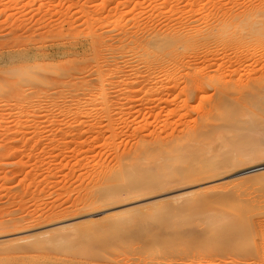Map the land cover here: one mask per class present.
I'll return each instance as SVG.
<instances>
[{"label":"rangeland","instance_id":"obj_1","mask_svg":"<svg viewBox=\"0 0 264 264\" xmlns=\"http://www.w3.org/2000/svg\"><path fill=\"white\" fill-rule=\"evenodd\" d=\"M216 2L226 9L234 7L232 11L236 14L254 5L264 11V0H0V264H264V180L259 176L253 178L259 172L247 173L263 167L264 162L249 160L239 163L237 168H220L213 175L205 174L207 168L221 167L227 158H223L225 155L235 161L242 159L236 157H241L237 139L244 136L242 127L249 121L251 110L258 119L264 118V110L252 107L250 113L242 109L235 111V115L227 113L232 103L219 105V111L224 107L227 110L224 114L227 119L233 116L239 119L219 120L216 112L212 120L214 129L210 130L213 145L206 163H174L175 172L186 169L181 174L170 175L158 160L163 155L151 149L168 146L167 150L173 152V147L179 145L176 152L186 145L188 141L183 131L201 124V107L208 103L210 95H215L214 89L206 87V95L201 94L207 97V102L204 98H196V101L192 95L189 110H180L183 99L175 95L169 104L175 103V107H170L176 109L173 112L163 105H151L153 111L143 108L145 112L142 109L139 113L136 107L130 112L129 106H123L131 104L122 94L129 79L136 78L137 72L146 75L152 71L138 60L136 53L141 56L142 52H135V40L146 42L153 35L173 31L177 35L184 28L193 34L205 33L206 22L211 23L212 19L204 22L203 18L216 11ZM125 15L124 24L113 23L114 20L120 22ZM193 15L196 20L189 18ZM87 31L94 35L90 36ZM99 42L103 47L96 61L92 50ZM217 50L213 49L217 63L207 68L216 81L234 71V80H247L253 75L263 78L264 53L261 50L256 57L239 62L234 59H237L234 50L224 53ZM97 65L102 66V70ZM41 66L47 70L42 71ZM97 71L103 72L104 82L109 85L107 92L111 104L115 105L113 108L123 103L118 109L126 112L121 118L120 114L116 115L119 119L114 117L115 136L107 126V115L99 109V89L94 91L96 97L86 88L82 90L83 84L97 81ZM195 71H199V67L192 66L191 70L180 72L179 77L186 73L195 75ZM56 77L67 83L74 77L78 91L71 93L65 89V93L56 94L59 88L52 84ZM169 77L157 75L161 83L154 89V84L143 87L145 89H140L135 99L143 103L153 99L144 94L167 87V83L162 82ZM180 80L183 87L184 77ZM45 82L48 87L53 86L48 92L44 90ZM261 96L264 102V93ZM91 100L94 103L91 104ZM238 120L243 123L239 124ZM74 127L77 131H73ZM214 134L220 137L212 138ZM174 141L175 144L168 145ZM139 152H147L146 159L133 157ZM134 161L136 171L129 169ZM126 170L125 175L133 172L145 180L149 172L156 170L162 172L163 177L147 179L150 183L145 190L138 188V192L131 194L130 178L120 177ZM219 172L225 174H216ZM232 176L242 177L239 185L235 183L236 187ZM189 177L193 179L189 181ZM206 186H211V190H206L205 195L195 194ZM116 194L123 197L115 198ZM92 203L98 206L91 208ZM224 216L229 217L218 224V230L202 238L200 232L207 231L215 218L225 219ZM235 219L236 229L243 234L235 236L230 243L219 228ZM173 236L171 247L166 248L165 240Z\"/></svg>","mask_w":264,"mask_h":264},{"label":"bare ground","instance_id":"obj_2","mask_svg":"<svg viewBox=\"0 0 264 264\" xmlns=\"http://www.w3.org/2000/svg\"><path fill=\"white\" fill-rule=\"evenodd\" d=\"M198 1V0H196ZM221 1V0H220ZM233 1V0H232ZM235 1V0H234ZM181 2V1H180ZM188 2V1H187ZM229 2V1H227ZM262 2V1H261ZM191 3V2H190ZM217 3V2H216ZM231 3V2H230ZM199 4V3H198ZM193 5V4H192ZM218 5V6H216ZM215 6L217 7L215 10V12L213 14H209V16H205L203 18V21L206 22V20L209 18L210 21L212 19V22L211 23H208V20L206 22V27H207V31L205 33L203 32H198L197 34H193L191 32H189L187 30V28L183 29V31H181V33L175 35L174 31L173 32H170V33H166L165 35H160V36H152L151 39H148L146 40V42H141L142 38L140 39L141 41H136L135 39V52H142L141 56L137 54V58L138 60L142 63V64H145V66L149 69V70H152L151 72L149 73H146V75L137 72L136 74V78H134L133 80L129 79L130 82L128 84H125L126 85V89L123 90V87H122V90L124 91V93L122 92L123 96L125 99H127V101L131 104H127L126 105H123L124 107L125 106H129L127 107L130 112L131 110L133 111L136 107V109L138 110L137 113L141 112V110L144 108L146 109H149L150 110L152 109L151 105H154V107H162L163 105V108L166 107L167 108H170L171 106L173 107V105H169L171 104L170 103V100L174 97L172 96H176L177 98H182L183 100L181 101V105L179 106L180 110H183V109H188V103L190 100H193L191 99L192 95L195 96V100L196 98H201V100H203L202 98H204V101L207 102V100L209 99L208 103L205 104L204 106H202L203 104V101L200 102V106L201 107V111L202 112V122L201 124L197 127V128H194V129H190V127L186 128L183 132H185L186 135H184V137L186 136L187 137V141L188 143L182 147H180V149H178L176 152H175V148L176 145H175V148L173 147L174 151L172 152L170 149L167 150V143L165 144L167 147H165L166 149H162V147H159L157 146V148H155L152 152H155L158 151L157 153H161L163 156L159 157V161L161 162V164H163L166 168L165 171L169 172V174H173V173H177L175 172V168L173 169L172 167V164L174 163H190L192 161H196L198 163H203L205 162V159H207V155L210 156V152H211V146L213 145V140H211V131L214 129L213 125H212V120H214V114L216 112H218V118L219 120H226L227 116L226 115V111L227 110H224L225 107L223 108V110H218L219 108H221L219 105L225 103V102H230L226 105H229L232 103V107L229 106L227 107L228 112H233V114H237L236 112H238L239 110H242V109H246L248 112H249V109L252 108V107H256L258 108L257 110H264V102L263 101V98H262V93H264V76L263 78H260V76H256V77H249L247 78V80H243V79H238V80H234L233 79V76H234V72H232L230 75H227L226 74V77H222L220 79H218V81H216L217 79L215 78V76L213 75H209V73L207 72V68L208 67H211L214 65V63H217V62H214V57H217L216 55L214 56V53H213V49H221L223 50V53L224 52H227V50H234V55L236 58L235 61H242V60H250L254 57L257 56V53L259 52L258 50H261L262 53H264V11H262L263 9L259 10L258 7L252 8V9H246L244 11H242L241 13H234L233 8L232 10L231 9H226V8H223V4H220V3H217ZM221 5V6H219ZM226 5H229V4H225L224 6ZM197 6V5H196ZM214 6V7H215ZM237 6V5H236ZM252 6V5H251ZM190 7V5H189ZM231 7V6H230ZM195 10V9H194ZM193 10V11H194ZM196 13V12H195ZM198 13V12H197ZM193 14V13H192ZM196 16V15H195ZM194 15L189 18L191 19H195ZM194 17V18H193ZM198 17V16H197ZM199 18V17H198ZM127 19L126 15L123 16L119 21L120 22H117L116 20L113 21V23H123L125 22V20ZM196 20V19H195ZM189 21V20H187ZM191 21V20H190ZM194 20H192L193 22ZM201 21V20H200ZM112 22V20H111ZM195 22V21H194ZM190 23V22H189ZM208 23V24H207ZM124 24V23H123ZM191 25V24H190ZM184 26V25H183ZM90 27V26H89ZM92 27V26H91ZM116 27V26H115ZM122 27V26H121ZM186 27V26H184ZM188 27V26H187ZM93 28V27H92ZM122 29V28H121ZM88 30H90V28H88ZM125 31V29L123 30L122 29V32ZM54 32V31H53ZM88 32V31H87ZM92 35H94V32H88ZM121 33V32H120ZM63 34V33H62ZM124 34H128L127 32H124ZM127 35V36H128ZM157 35V34H156ZM131 36V35H130ZM63 37V36H62ZM96 37V36H95ZM136 37V36H135ZM143 37V36H142ZM147 37V36H146ZM67 39V38H66ZM138 39V38H137ZM144 39V38H143ZM64 40V39H63ZM57 42V41H56ZM133 42V41H132ZM103 43L99 42L96 46L93 45V49L92 50L94 52V56H92L94 58V60L98 61V57L100 56L101 54V47H103L102 45ZM133 44V43H132ZM129 45V44H128ZM127 45V46H128ZM114 46V45H113ZM133 46V47H134ZM46 47V46H45ZM91 47V46H90ZM119 47V46H118ZM132 47V46H131ZM132 47V48H133ZM216 47V48H215ZM114 48V47H113ZM137 48V49H136ZM106 49V48H105ZM110 49V48H109ZM134 50V49H132ZM217 50V51H218ZM219 50V51H221ZM103 51V50H102ZM117 51V50H116ZM126 51V49H125ZM260 51V52H261ZM114 52V51H113ZM129 52V51H128ZM222 52V51H221ZM107 54V53H106ZM221 54V53H219ZM228 54V53H227ZM226 54V55H227ZM139 55V56H138ZM263 55V54H262ZM261 55V56H262ZM136 56V55H135ZM219 56V55H218ZM225 56V55H224ZM264 56V55H263ZM97 57V58H96ZM226 58H228L227 56H225ZM232 57V56H231ZM230 57V58H231ZM44 58V57H43ZM104 58V57H103ZM136 58V57H135ZM136 58V59H137ZM263 58V57H262ZM92 59V58H91ZM91 62H93V60H91ZM101 59V58H100ZM217 59V58H216ZM215 59V61H216ZM224 59V57L222 58ZM233 59V60H234ZM239 59V60H238ZM257 59V58H256ZM260 59V58H259ZM76 60V59H75ZM104 60V59H103ZM222 61V60H221ZM262 61V60H261ZM264 61V59H263ZM95 62V61H94ZM137 62V60H136ZM220 62V61H219ZM98 63V62H97ZM132 63V62H130ZM115 64V63H114ZM141 64V65H142ZM199 64H201L202 66H199ZM41 65V64H40ZM62 65V64H61ZM140 65V66H141ZM203 65H207L206 67L203 66ZM219 65V64H218ZM217 65V66H218ZM255 65V64H254ZM263 65V64H262ZM55 66V65H54ZM98 66V65H97ZM130 66V65H129ZM133 66V65H132ZM138 66V65H137ZM143 66V65H142ZM141 66V67H142ZM192 66H195V67H199V71H195L197 72V74L195 75H188L187 73L184 74V76L182 75V77H184V85L183 87L180 86V79H182V77L180 78L179 75L181 74L180 72L182 71H186L188 69L191 70ZM237 66V65H236ZM38 67V66H37ZM99 67V66H98ZM98 67H96L98 69ZM116 67V66H115ZM140 67V68H141ZM229 67H232L229 65ZM40 68H42V71L45 72V70L47 69H44V66H41ZM72 68V67H71ZM100 68V67H99ZM102 68V66H101ZM100 68V70H102ZM117 68V67H116ZM115 68V69H116ZM44 69V70H43ZM69 69V68H68ZM74 69V68H73ZM79 69V68H78ZM131 69V68H130ZM137 69V68H136ZM147 69V70H148ZM235 69V68H234ZM264 69V68H263ZM49 70V69H48ZM109 70H113L112 68ZM133 70V69H132ZM138 70V69H137ZM136 70V71H137ZM140 70V69H139ZM138 70V71H139ZM143 70V69H142ZM210 70V69H209ZM223 70V68L221 69ZM216 71V70H215ZM229 71V70H228ZM238 71V70H237ZM264 71V70H263ZM70 71H68V74H69ZM73 72V70H72ZM71 72V73H72ZM105 72V71H104ZM107 72V71H106ZM109 72V71H108ZM115 72V70H114ZM130 72V71H128ZM127 72V73H128ZM134 71H132L133 73ZM141 72V70H140ZM226 72V71H225ZM244 72V71H243ZM251 72V71H250ZM261 72V71H260ZM32 73V72H31ZM136 73V72H135ZM216 73V72H215ZM228 73V72H227ZM257 73V70L256 72ZM67 74V75H68ZM82 74V73H81ZM110 74H111V71H110ZM108 74V75H110ZM113 74V72H112ZM159 74H167L168 76L170 75L169 77V80H165L166 82H162V83H167V87H164V88H161V89H157L156 91H152L151 93L148 92V94H144V95H151L153 96L154 98L151 99V100H148L147 102L143 103V100L141 101V99H135L137 98V93L138 91H140V89H145L146 86L150 85V84H154L155 86L153 87V89L158 86L161 82L160 81H157V75ZM233 74V76H232ZM254 74V72L252 73ZM260 74V73H259ZM61 76H63L62 74H60ZM60 75H56V76H60ZM66 75V76H67ZM96 75H98L97 77V81L96 82H88V83H85L82 85V90L83 88L86 90H89V93L90 91L93 92L92 95L94 94V91L98 90L100 91V97L101 99L98 100L99 103L98 105L100 106L99 109H101V111H104L105 115H107L108 119L107 120V123L109 126L108 128L111 129V132L113 131L114 127L112 128V125L114 124V121L115 119L117 118L116 115L120 114V118L123 114L124 111H122L121 109H118L119 107L122 106V104L120 103L121 106H119L118 108H113L115 105H112L111 104V101L109 99V96H108V83H105L104 82V75H103V72L102 71H97ZM114 76L116 75L115 73L113 74ZM125 75V74H124ZM128 75H131V74H128ZM133 75V74H132ZM60 76V77H61ZM74 76V75H72ZM134 76V75H133ZM236 76V75H235ZM246 76V75H245ZM44 77V75H43ZM59 77V78H60ZM64 77V76H63ZM106 77V75H105ZM124 77V76H123ZM128 77V76H127ZM240 77V76H239ZM247 77V76H246ZM262 77V76H261ZM34 78V77H33ZM42 78V77H41ZM48 78V77H47ZM58 77H56L55 79H52L53 81V86H57V88H59V91L58 93L56 94H62L65 89L68 90L69 92L71 93H74L73 91H76L77 89V84L76 82L74 83V77L72 78L73 81H69V83L63 81V80H60ZM68 78V76H67ZM208 80H207V79ZM241 78V77H240ZM66 79V78H65ZM64 79V80H65ZM108 79V78H107ZM206 79V80H205ZM216 79V80H215ZM128 80V81H129ZM45 81V80H44ZM43 81V82H44ZM51 81V80H50ZM50 81H49V84H50ZM112 81V80H111ZM110 81V83H111ZM126 81V79L124 80ZM127 81V82H128ZM206 81V82H205ZM84 82V81H83ZM108 82V81H107ZM37 83V82H36ZM46 83V87L44 90H46V92L50 91L52 87L49 86L48 87V84L47 82ZM79 83V82H78ZM123 83V82H122ZM121 83V84H122ZM183 83V81H182ZM81 83H79L80 85ZM45 84L43 83L42 86H44ZM124 85V84H122ZM120 86V85H119ZM152 86V85H151ZM41 87V85H40ZM145 87V88H143ZM206 87H210V89H214V92H215V95L213 97H211L210 95V98L208 97V99L205 98V93L207 92V89ZM50 88V89H49ZM112 89V88H111ZM120 89V88H119ZM152 89V90H153ZM209 89V88H208ZM121 90V91H122ZM127 90V91H126ZM78 91V90H77ZM53 92V90H52ZM82 92V91H81ZM147 92V91H145ZM65 93V92H64ZM68 93V92H67ZM76 93V92H75ZM98 93V92H97ZM82 94V93H81ZM84 94V92H83ZM88 94V92H87ZM86 94V95H87ZM120 94V93H119ZM201 94H205L204 97L201 96ZM95 95V94H94ZM93 95V96H94ZM97 95V94H96ZM95 95V97H96ZM115 95V94H114ZM118 95V94H116ZM89 96V94H88ZM137 96V97H136ZM201 96V97H200ZM83 97V96H82ZM86 97V96H85ZM91 97V96H90ZM172 97V98H171ZM75 98V96H73V99ZM78 98V97H77ZM76 98V99H77ZM94 98V97H93ZM115 98V97H114ZM141 98V97H140ZM171 98V99H170ZM72 99V100H73ZM91 99V98H89ZM95 99V98H94ZM113 99V98H112ZM123 99V98H122ZM143 99V98H142ZM206 99V100H205ZM79 100H80V96H79ZM88 100V99H87ZM93 100V99H92ZM91 100V104L94 103V101L92 102ZM114 100V99H113ZM112 100V102H113ZM117 100V99H116ZM177 100V99H176ZM194 100V101H195ZM71 101V100H70ZM76 101V100H75ZM73 101V102H75ZM84 101V99H83ZM97 101V100H96ZM95 101V102H96ZM197 101V100H196ZM80 102V101H78ZM126 102V101H125ZM124 102V103H125ZM192 102V101H190ZM97 103V102H96ZM119 103V102H118ZM202 103V104H201ZM78 104V103H77ZM87 104V103H86ZM76 105V104H75ZM94 105V104H93ZM225 105V104H224ZM78 106V105H77ZM82 106V105H81ZM84 106V105H83ZM91 106V105H90ZM117 106V105H116ZM165 106V107H164ZM199 106V107H200ZM219 106V108H217ZM89 107V105H88ZM96 107V106H95ZM175 107V105H174ZM197 107V106H195ZM61 108V107H60ZM125 108V109H127ZM260 108V109H259ZM88 109V108H87ZM86 109V110H87ZM122 109H124L122 107ZM135 109V110H136ZM143 109V111L145 112V110ZM171 109V110H170ZM168 111H176L173 110L172 108H170ZM178 109V108H177ZM82 110H84L82 108ZM85 110V111H86ZM119 110V111H117ZM128 110V112H129ZM149 110V111H150ZM155 110V108H154ZM189 110V109H188ZM194 110V109H193ZM251 110V109H250ZM256 110V109H255ZM76 111H80V108L77 107ZM147 111V110H146ZM153 111V109H152ZM163 111V110H162ZM161 111V112H162ZM179 111V110H177ZM236 111V112H235ZM82 112V111H81ZM113 112V114H112ZM127 112V114H128ZM189 112V111H188ZM246 112V113H248ZM76 113V112H75ZM79 113V112H78ZM77 113V114H78ZM126 113V112H124ZM151 113V112H150ZM169 113V112H168ZM245 113V112H244ZM250 113V112H249ZM253 113V111L251 110V114ZM80 114V113H79ZM86 114V113H85ZM145 114V113H144ZM225 114V115H224ZM231 114V115H233ZM240 114V113H239ZM243 114V113H242ZM250 114V118H249V121L244 123L245 127V131L242 127V130L244 133V136H241L240 137V140L237 139V142L239 148H237V150L239 149V151L241 152L240 155L241 157L237 156L233 151V153L236 155V157L239 158H242V159H239V161H235L233 160L232 158H229V156L225 155L223 156V158H225L223 160V163L221 161V167H217V168H207L205 169V174H210V175H213L215 174V171L220 169V168H228V169H231V168H237L236 166H238L239 163H247L249 160H255V162L257 160H262L264 162V121H260L262 119H258V115L256 113H253L254 115L251 116ZM170 115V113H169ZM246 115V114H245ZM87 116V115H86ZM116 116V118L114 119V117ZM124 116V115H123ZM126 116V115H125ZM136 116V115H135ZM230 116V114H229ZM238 116V115H237ZM241 116V115H240ZM243 116V115H242ZM241 116V117H242ZM248 116V115H246ZM264 116V115H263ZM148 117V115H147ZM234 117V116H233ZM233 117H229V118H233ZM240 117V118H241ZM138 118V117H137ZM227 119L228 122H231L230 120L231 119ZM234 118H237V117H234ZM246 118V117H244ZM248 118V117H247ZM119 119V118H117ZM123 119V118H122ZM239 119V118H237ZM109 120V121H108ZM121 120V119H120ZM124 120V119H123ZM121 120V121H123ZM126 120V118H125ZM216 120V119H215ZM247 120V119H246ZM119 121V120H118ZM117 121V122H118ZM78 122V121H77ZM125 122V121H123ZM148 122V121H147ZM215 122V121H214ZM218 122V121H217ZM225 122V121H224ZM233 122V121H232ZM236 122V121H234ZM239 122V120H238ZM83 123V122H82ZM116 123V122H115ZM119 123V122H118ZM122 123V122H121ZM131 123V122H130ZM240 123H243L242 122H239ZM148 124V123H147ZM126 125V124H125ZM237 125V124H236ZM243 125V124H241ZM235 126V125H233ZM229 128L230 126H227L226 125V128ZM238 127V125H237ZM75 129H73V131L76 130V127H74ZM211 128H213L211 130ZM217 128V127H215ZM219 128V127H218ZM217 128V129H218ZM211 130V131H210ZM225 130V129H224ZM230 130V129H229ZM241 130V131H242ZM77 131V130H76ZM240 131V132H241ZM114 132V131H113ZM112 132V133H113ZM233 132V131H232ZM214 133V132H213ZM242 133V132H241ZM153 134V133H152ZM151 134V135H152ZM243 134V133H242ZM113 136H115V132L114 134H112ZM177 135V134H176ZM182 135V134H181ZM215 135V134H214ZM237 135V134H236ZM240 135V133H239ZM217 135L213 136L212 135V138L215 137L216 138ZM238 136V135H237ZM183 135H182V138H184ZM218 138L220 137L219 135L217 136ZM223 137V134L222 136ZM226 137V136H225ZM239 137V136H238ZM176 138V137H175ZM243 138V139H241ZM173 139H171L169 142H171ZM179 140V139H178ZM242 140V141H241ZM212 141V142H210ZM168 142V145L170 144H175V141L172 142V143H169ZM177 143V142H176ZM208 143V144H207ZM178 144V143H177ZM210 144V145H209ZM212 144V145H211ZM231 144V143H230ZM161 145H164L161 143ZM181 145V144H180ZM208 148H207V147ZM226 146V145H225ZM224 146V147H225ZM159 147V148H158ZM163 147V148H164ZM172 147V146H170ZM211 147V148H210ZM228 147V144L227 146ZM234 147V146H233ZM232 147V148H233ZM149 148V147H148ZM179 148V147H178ZM221 148V146L219 147ZM217 147V149H219ZM231 148V147H230ZM150 149V148H149ZM223 149V147H222ZM229 147L227 148V151H228ZM234 149V148H233ZM146 150V149H145ZM150 150V151H151ZM167 150V151H166ZM213 150V149H212ZM220 150V149H219ZM148 151V150H147ZM149 151V152H150ZM215 151V149H214ZM218 151V150H216ZM221 151H224V153H226L225 150H221ZM219 151V153L221 152ZM144 152V150H143ZM150 152V154L152 153ZM170 152L173 154L171 155ZM236 152V151H235ZM140 153V152H139ZM159 153V154H160ZM223 153V152H222ZM147 154V152H146ZM145 153H140V154H134L133 157L135 159H138V158H144ZM154 154V153H153ZM228 154H229V151H228ZM232 154V155H234ZM239 154V153H238ZM138 156H141V157H138ZM132 157V156H131ZM149 157V156H148ZM231 157V156H230ZM134 159V160H135ZM146 159V157H145ZM210 159V158H209ZM235 159V158H234ZM143 160V159H142ZM141 161V160H140ZM139 162V161H137ZM262 162V163H263ZM136 162L134 161V163L132 164V166L129 168L130 170L133 169L134 171L137 170V167H136ZM157 163H159L157 161ZM193 163V162H192ZM206 163V162H205ZM244 165V164H243ZM262 165V164H261ZM264 165V164H263ZM158 166V165H157ZM190 166V164L188 165ZM208 167V166H207ZM139 168V167H138ZM202 166L200 168H198L197 170L201 169ZM128 169V171H129ZM136 169V170H135ZM186 168H184L185 170ZM183 170V169H182ZM182 170L180 171L182 173ZM183 170V171H184ZM126 170V172H122V174H120V177L121 178H124V177H128L130 178V184H129V190H130V193H135V192H138L139 189L138 188H141L142 190H145L148 186V184L150 183V181H147V179H151V181L153 180H157V178H160V176H162V172H160L159 170H156V171H151L149 172L150 176H148V178L145 180V179H140L139 176H136L133 172H129L127 175H125V173L128 172ZM164 171V172H165ZM179 172V170H178ZM251 172H259V174H255L256 176H254L253 178L259 176V178L261 177V179L264 180V166L261 167V168H257V169H253V170H249L247 171V173H251ZM181 173H177L176 175L178 174H181ZM137 174V173H136ZM184 174V173H183ZM216 174H219L220 176H222L223 174H225L224 172H219V173H216ZM175 175V176H176ZM163 177V176H162ZM240 177V176H239ZM238 176H232L231 177V181L232 183H235L236 184H240L242 182V177L239 178ZM214 178V177H213ZM191 179H193L192 177H189V181H191ZM170 180V179H169ZM210 180V178L208 179ZM161 181V180H160ZM171 181V180H170ZM174 181V180H172ZM144 182V183H143ZM148 182V183H146ZM167 182V181H166ZM165 182V183H166ZM209 182V181H208ZM230 182V181H229ZM146 183V184H145ZM231 183V184H232ZM164 184V183H163ZM238 184V185H239ZM243 184V183H242ZM262 184V183H261ZM210 185V184H209ZM213 186V185H211ZM211 186H206V187H203V188H199L198 190L195 191V194L198 196V195H205L204 193H206L205 191L206 190H211ZM234 187V186H233ZM236 187V185H235ZM238 187V186H237ZM209 188V189H208ZM213 188V187H212ZM216 188V187H215ZM220 188V187H219ZM217 189V188H216ZM107 190V189H106ZM105 190V191H106ZM109 191V190H108ZM108 191H107V194H108ZM209 192V191H208ZM216 192V191H215ZM106 193V192H105ZM129 194V193H128ZM123 195L121 194H116L115 195V198H122ZM200 197V196H199ZM96 203H92L90 204V207H95V206H98L95 205ZM199 208H202L200 206H198ZM96 216V215H94ZM219 217H223L222 216H219ZM215 218V221H213L211 223V225H209L210 228H207V231L208 229L210 230L209 233H207V235L205 234V232H207L206 230L200 232L202 238L204 237L206 239V237H208V235L210 234V232H214L215 230H218L217 229V226L218 224H221L222 223V220H225L226 221V218L228 217H225V219L223 218ZM236 217V216H235ZM234 217V218H235ZM237 218V217H236ZM125 223H126V220H124ZM123 221V222H124ZM186 221L185 220L183 223L184 225L186 226ZM122 222V223H123ZM224 222V221H223ZM236 222V219L233 220V221H230L223 225H221V228H219L221 230V234L223 235L224 238H226L227 241H229L230 243L235 240V236H240L242 233V231H240L239 229H236L237 226L235 224ZM182 223V225H183ZM188 223V222H187ZM237 223V222H236ZM124 224V223H123ZM214 227H211L212 225H214ZM238 224V223H237ZM189 225V224H188ZM220 226V225H219ZM188 232V231H187ZM199 232V231H198ZM211 232V233H212ZM197 234V233H196ZM243 234V233H242ZM245 234V233H244ZM249 234V233H248ZM197 236V235H196ZM173 238H170L169 240H165V247L166 248H169L171 247V244L173 243ZM225 240V239H224ZM226 241V242H227ZM228 242V244H229ZM261 242V241H260ZM263 242V241H262ZM257 243V242H256ZM259 244V243H258ZM249 250V249H248ZM251 255V254H250ZM247 257V256H246ZM251 258V257H250Z\"/></svg>","mask_w":264,"mask_h":264}]
</instances>
